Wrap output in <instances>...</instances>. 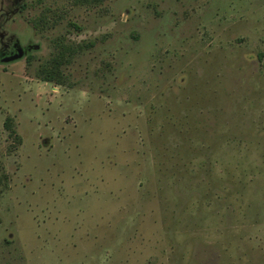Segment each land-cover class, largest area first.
<instances>
[{
	"label": "rangeland",
	"instance_id": "374dc122",
	"mask_svg": "<svg viewBox=\"0 0 264 264\" xmlns=\"http://www.w3.org/2000/svg\"><path fill=\"white\" fill-rule=\"evenodd\" d=\"M0 264H264V0H0Z\"/></svg>",
	"mask_w": 264,
	"mask_h": 264
},
{
	"label": "trees",
	"instance_id": "16d2710c",
	"mask_svg": "<svg viewBox=\"0 0 264 264\" xmlns=\"http://www.w3.org/2000/svg\"><path fill=\"white\" fill-rule=\"evenodd\" d=\"M84 2V3H98L100 0H74L75 3L77 2ZM47 21L45 20L44 16L41 15L38 20H34V26L37 25H45ZM54 50L52 54L47 57L45 60H42L35 73L38 78L43 81L54 82L56 84H62L65 81L62 66L69 63L70 59L72 58L73 54L82 49L81 45L78 47H74L72 44H68L64 42V40L60 37H57L54 41ZM4 125L7 128L11 127L9 120H5ZM13 132V129L10 130ZM18 138V136H16Z\"/></svg>",
	"mask_w": 264,
	"mask_h": 264
}]
</instances>
